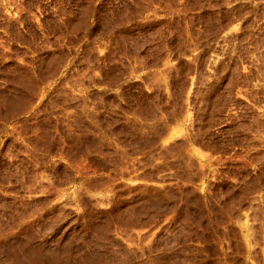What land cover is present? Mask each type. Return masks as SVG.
Masks as SVG:
<instances>
[{
	"label": "rangeland",
	"instance_id": "rangeland-1",
	"mask_svg": "<svg viewBox=\"0 0 264 264\" xmlns=\"http://www.w3.org/2000/svg\"><path fill=\"white\" fill-rule=\"evenodd\" d=\"M0 264H264V0H0Z\"/></svg>",
	"mask_w": 264,
	"mask_h": 264
},
{
	"label": "bare ground",
	"instance_id": "bare-ground-1",
	"mask_svg": "<svg viewBox=\"0 0 264 264\" xmlns=\"http://www.w3.org/2000/svg\"><path fill=\"white\" fill-rule=\"evenodd\" d=\"M19 248V247H18ZM21 250V249H20ZM40 251V250H39ZM17 258V257H16Z\"/></svg>",
	"mask_w": 264,
	"mask_h": 264
}]
</instances>
